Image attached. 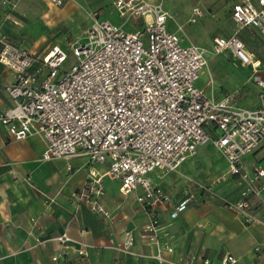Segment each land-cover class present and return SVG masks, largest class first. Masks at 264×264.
Wrapping results in <instances>:
<instances>
[{"label": "built area", "instance_id": "1", "mask_svg": "<svg viewBox=\"0 0 264 264\" xmlns=\"http://www.w3.org/2000/svg\"><path fill=\"white\" fill-rule=\"evenodd\" d=\"M50 1L62 6L67 0ZM0 2L10 8L15 5L14 0ZM111 5L121 24L93 17L82 37L64 36L65 45L54 43L29 52L0 38V61L13 71L12 79L1 85L10 104L0 108V124L13 139L40 136L45 144L42 159L85 158L89 174L71 192L77 206L84 204L94 213L110 216L101 202L103 175L119 181L122 195L139 190L137 202L151 213L144 228L155 246L152 256L161 261L163 246L153 210L157 204L170 203L172 196L153 182L150 173L176 170L200 146L210 144L224 157L226 171L205 181L185 177L171 214L195 202L196 191L213 196L215 186L234 178L238 197L221 201L244 222L255 221L249 211L251 197L264 207V167L253 161L247 168L245 158L264 143V105L238 104V89L218 97L207 94L197 84L207 63L205 50L185 42L182 25L177 30L167 28L173 16L161 2L113 0ZM202 14L200 6H193L188 22H196ZM230 15L238 27L257 28L264 35V0H236ZM211 50H226L239 64L251 66V81L264 88L258 61L237 31L215 36ZM94 164L106 165L103 175ZM54 239L60 247L52 259L61 264L70 237L62 233ZM133 244L134 237L128 234L115 248L127 250ZM76 254L86 255V243L80 242ZM236 261L225 252L220 264Z\"/></svg>", "mask_w": 264, "mask_h": 264}, {"label": "crops", "instance_id": "2", "mask_svg": "<svg viewBox=\"0 0 264 264\" xmlns=\"http://www.w3.org/2000/svg\"><path fill=\"white\" fill-rule=\"evenodd\" d=\"M14 1L11 8L0 2V21L9 19L17 23L10 31L2 27L0 34H9L5 41L9 46L29 52H39L54 43L65 45L64 36L82 37L93 17L122 23L112 8L113 0H67L62 6L50 0ZM150 1L161 2L172 14L167 21L168 29L177 30L182 25L180 33L185 42H194L205 50L207 63L197 84L207 94L218 97L238 89V104L264 105V88L251 81V66L239 64L226 50L219 53L211 50L215 36L237 31L264 77V35L257 28H240L235 24L227 12L236 0L230 5H225L224 0ZM197 5L203 14L189 23L191 9ZM124 27L133 29L129 25ZM52 32L59 33V37L50 40ZM2 46L0 40V50ZM12 77L13 71L0 61V108L10 104L1 85ZM44 145L38 135L13 139L0 124V264H55L52 256L60 245L54 237L62 233L70 240L61 264H220L225 252L236 257L234 264H264V248L257 250L258 246L264 247V207L258 198L251 197L249 211L257 218L253 222H244L221 201L224 197L229 200L238 197L234 178L215 186L213 196L208 191H196L195 202L178 214H171V206L181 198L185 177L204 181L226 171V163L224 168L219 164V169L209 170L204 178H199L197 171H184L198 154L209 157L210 144L200 146L176 170L150 173L153 182L172 196L170 203L157 204L153 210L158 221L156 235L163 246L161 261L152 256L155 246L144 228L151 213L137 202L139 190L122 195L119 181L103 175L106 165L94 164L96 172L103 175L101 202L110 216L94 213L84 204L77 206L71 192L82 186L89 165L83 156L42 159ZM259 155H264V143L246 156L245 166L258 161ZM128 234L134 237L133 246L127 250L115 248ZM80 242L86 243L84 256L76 254ZM166 245L172 250L165 249ZM204 258L208 263L203 262Z\"/></svg>", "mask_w": 264, "mask_h": 264}, {"label": "rangeland", "instance_id": "3", "mask_svg": "<svg viewBox=\"0 0 264 264\" xmlns=\"http://www.w3.org/2000/svg\"><path fill=\"white\" fill-rule=\"evenodd\" d=\"M231 1L232 0H224V3H225V5H227V4L230 5ZM227 14L230 15V10L229 9H228ZM15 24H17V23H15V22H13V21H11L9 19L0 21V30L3 27V28H5V29L10 31ZM51 34H52V37L49 38L50 40L51 39L54 40L57 37V35L59 37V33H53L52 32ZM8 36H9V34L8 35H5L4 33L0 34V38H3L4 41H7V37ZM42 48L40 49L41 51H42ZM208 152H209L208 153L209 157H207V158H206L205 155H199L198 154L197 157L194 158L195 162L190 164L189 167L186 170H184V171H186L188 173H193V172L197 171L198 172V177L199 178H204V176L207 175V173H209V170H213V169L217 170V169H219V164L220 165L223 164L224 165V166L222 165L223 168L225 167L226 161H225L224 157L220 154V152H218L213 147H211ZM259 157L260 158L258 159L257 163L259 165H261L262 167H264V155H261V156L259 155ZM210 163L213 164V168L211 167ZM216 175H218V174H215L214 176H216Z\"/></svg>", "mask_w": 264, "mask_h": 264}]
</instances>
